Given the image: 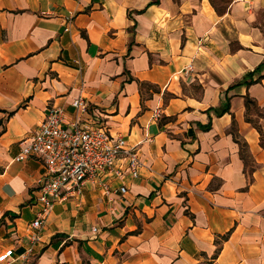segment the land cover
<instances>
[{
  "label": "crops",
  "instance_id": "crops-1",
  "mask_svg": "<svg viewBox=\"0 0 264 264\" xmlns=\"http://www.w3.org/2000/svg\"><path fill=\"white\" fill-rule=\"evenodd\" d=\"M79 97L139 147L140 176L56 204L26 260L45 167L15 158ZM9 249L3 264H264V0H0Z\"/></svg>",
  "mask_w": 264,
  "mask_h": 264
},
{
  "label": "built area",
  "instance_id": "built-area-1",
  "mask_svg": "<svg viewBox=\"0 0 264 264\" xmlns=\"http://www.w3.org/2000/svg\"><path fill=\"white\" fill-rule=\"evenodd\" d=\"M72 107L76 112L73 117L63 107L49 106L44 120L15 158L17 162L36 159L45 167L34 188L40 209L31 225L30 244L23 256L26 260L41 239L46 215L56 204L81 196L88 184L106 195H123L128 192L126 184L116 186L114 182L140 176L139 147L120 134H112L103 115L93 112L84 98L75 99ZM93 232L98 229L93 228ZM13 254V249L0 254V264L7 263Z\"/></svg>",
  "mask_w": 264,
  "mask_h": 264
},
{
  "label": "rangeland",
  "instance_id": "rangeland-1",
  "mask_svg": "<svg viewBox=\"0 0 264 264\" xmlns=\"http://www.w3.org/2000/svg\"><path fill=\"white\" fill-rule=\"evenodd\" d=\"M214 1L216 5L222 9L227 8V4L230 2V0H214Z\"/></svg>",
  "mask_w": 264,
  "mask_h": 264
},
{
  "label": "trees",
  "instance_id": "trees-1",
  "mask_svg": "<svg viewBox=\"0 0 264 264\" xmlns=\"http://www.w3.org/2000/svg\"><path fill=\"white\" fill-rule=\"evenodd\" d=\"M211 2H212V4L214 5V7L217 9V11L219 12V13H224L225 11H226V8L225 9H220V8H218V6L216 5V3H215V1L214 0H211Z\"/></svg>",
  "mask_w": 264,
  "mask_h": 264
}]
</instances>
